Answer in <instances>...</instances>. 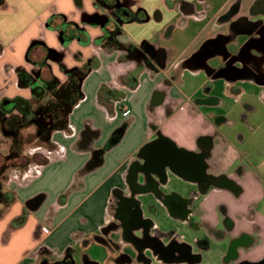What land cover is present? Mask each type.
<instances>
[{
    "label": "crops",
    "instance_id": "obj_1",
    "mask_svg": "<svg viewBox=\"0 0 264 264\" xmlns=\"http://www.w3.org/2000/svg\"><path fill=\"white\" fill-rule=\"evenodd\" d=\"M91 1L82 0L79 9L76 0H0V102L30 98L16 67L26 66L32 39L60 47L45 25L48 16L63 12L76 19L82 9L92 11ZM203 7L204 15H197ZM194 10L180 12L167 35L164 19L143 31L126 27L117 37L123 44L146 39L162 47L164 63L154 61V69L124 58L121 47L109 54L79 47L83 57L96 56L68 127L24 153L30 162L23 172L14 169L11 181L0 179V264H55L67 257L74 264L76 247L89 244L87 235L111 227L104 225L118 200L139 202L142 220L153 223L145 217L144 197L150 213L179 224L164 235L199 255L156 260L193 264L211 253L222 264L264 259V0H204ZM221 33L228 37L226 54L213 51L201 62L200 47ZM74 49L63 58L65 66L73 64ZM52 72L65 78L57 62ZM171 142L180 160L177 170L166 166L162 180L147 161L171 149ZM167 179L177 185H163ZM179 228L184 232L177 238Z\"/></svg>",
    "mask_w": 264,
    "mask_h": 264
},
{
    "label": "flooded vegetation",
    "instance_id": "obj_2",
    "mask_svg": "<svg viewBox=\"0 0 264 264\" xmlns=\"http://www.w3.org/2000/svg\"><path fill=\"white\" fill-rule=\"evenodd\" d=\"M198 1L203 2L204 0H92V11L87 12L82 9L76 19L63 12L51 13L46 19L45 25L55 32L60 47L49 46L43 38L31 40L25 53L26 66L16 67L18 84L29 90L30 98L25 99L23 96L17 95L12 98H4L0 102V110L4 118L2 121L3 132L6 133L4 130L6 128L5 118L16 113L17 109L25 108L24 101L31 102L32 98L49 97L54 89L65 84L71 76L77 78L81 84L94 64L96 55L91 53L89 56L83 57V52L79 47L91 45L108 54L121 47L124 49V58L135 59L138 64L144 67L154 69L156 67L154 61L163 64L164 51L162 47L157 50L146 39L123 44L118 41L117 37L127 34L126 27H129V32H132L133 28L143 31L151 25L159 24L164 19H167V23L162 31L167 35L171 33L176 20L183 17V15L180 16V12L192 11L195 13L194 4ZM75 3L77 8L83 7L82 0H76ZM176 5H178L179 12L176 11ZM237 6L236 2L233 5V8H236L234 10H237ZM205 11L206 8L203 7L196 14L202 16ZM155 30L153 29L154 34L158 32ZM227 40V35L221 33L215 39L205 41L198 52L200 61L203 62L206 58H210L213 51L225 55ZM72 45L75 47L73 52H70L73 64L65 66L62 60ZM237 56L238 53L233 57H228V62H232ZM53 62L60 65L65 76L63 80L52 72ZM221 72L222 69H219L215 74ZM4 100L11 101L9 108L2 105ZM32 109L34 110V106L31 107ZM113 206L115 208L114 215L118 217L119 221L109 224L119 226L121 222L122 225L128 226L126 240L132 245L133 254L139 261L148 264L150 260L146 255L150 258L167 260L180 257L199 258V255L189 253L190 247L176 243L177 241L171 233L163 236L165 241L159 233L157 235L149 234V227L153 223L142 220L139 202L131 198H124L118 200ZM139 227L142 229H136ZM136 230H141L142 234L136 236L134 234Z\"/></svg>",
    "mask_w": 264,
    "mask_h": 264
},
{
    "label": "rangeland",
    "instance_id": "obj_3",
    "mask_svg": "<svg viewBox=\"0 0 264 264\" xmlns=\"http://www.w3.org/2000/svg\"><path fill=\"white\" fill-rule=\"evenodd\" d=\"M192 35V32H188L186 35L188 38ZM167 46L169 43L166 44ZM49 96V95H48ZM46 100V99H44ZM42 100L41 102H43ZM36 107V105H34ZM126 114V112H125ZM35 127L30 125L20 130V133L23 136L25 141H28L23 146V153H34L39 149L41 143L39 141L33 139ZM13 142V137L8 136L4 132L0 130V162L3 161V157L8 155L10 146ZM27 155V154H26ZM35 155V154H34ZM30 157V156H28ZM33 157V156H32ZM34 159V157H33ZM16 169L19 172H23L24 169L18 168H9L6 171V175L4 176V180L7 182L11 181L15 173L13 170ZM17 173V174H18ZM163 185H171L176 186L177 183H174V180L167 179L166 183ZM144 200V215L146 218H154L153 225L149 227L148 233L152 235H157L158 233L163 237L164 232L169 228V226H175L177 228L178 223L174 224V222L164 213L152 214L150 213V209L147 206V200L150 201V198H143ZM110 221L106 223L110 225L107 230H98L97 232L90 233L87 235L88 245H80L76 247L74 251V264H86L87 261L94 262L97 264H146L144 262H140L133 254V247L127 241L128 229L126 226L122 225L120 222L119 226L111 225L109 223H116L117 220L114 215V211L109 213ZM174 224V225H173ZM174 227V228H175ZM100 229V228H99ZM182 229H178L176 232V237L179 238L184 231ZM136 236H140L142 234L141 230H136L134 232ZM96 236H99L103 239V241H99ZM163 240L165 241L164 237ZM133 254V255H132ZM133 258V259H132ZM150 262L148 264H187V263H167L160 260H156L154 257H148ZM206 258V259H205ZM202 259L200 262H196L193 264H222L223 259L219 255H215V253H211L208 256ZM132 259V262H131Z\"/></svg>",
    "mask_w": 264,
    "mask_h": 264
},
{
    "label": "trees",
    "instance_id": "obj_4",
    "mask_svg": "<svg viewBox=\"0 0 264 264\" xmlns=\"http://www.w3.org/2000/svg\"><path fill=\"white\" fill-rule=\"evenodd\" d=\"M81 96L80 83L77 78L71 76L65 84L54 89L49 97L32 98L31 102L24 101L25 108H19L16 113L5 118V134L12 136L13 142L8 155L4 156L3 161L0 162V179L4 178L9 168L26 169L30 162V158L23 153V146L28 141L23 139L20 130L33 125L35 127L33 139L39 141L41 145L48 144L53 131L68 127L69 113ZM42 100L44 101L41 102ZM34 105L36 107L31 110ZM3 119L0 110V130L2 132ZM111 142L112 140L106 144L104 149L108 148ZM72 262V258L67 257L55 264H72ZM86 264L97 263L87 261Z\"/></svg>",
    "mask_w": 264,
    "mask_h": 264
},
{
    "label": "water",
    "instance_id": "obj_5",
    "mask_svg": "<svg viewBox=\"0 0 264 264\" xmlns=\"http://www.w3.org/2000/svg\"><path fill=\"white\" fill-rule=\"evenodd\" d=\"M2 105L4 107H10L11 101L10 100H4L2 102ZM121 136V132H119L118 136L113 140V144H115ZM161 139V136H159ZM159 140V139H158ZM171 149H163L161 150L162 153L156 154L155 157H150L148 159L147 163L149 164L148 169L150 172L155 173L160 179L164 180L166 177V166H169L172 170H177L178 168L177 162H179V154L178 150L175 147V145L171 142ZM176 152V155H173L172 153ZM186 165H189L190 161L185 160ZM184 165V166H186ZM188 167V166H186ZM33 204L36 203V199L32 201ZM241 264H264V259L257 263H241Z\"/></svg>",
    "mask_w": 264,
    "mask_h": 264
}]
</instances>
